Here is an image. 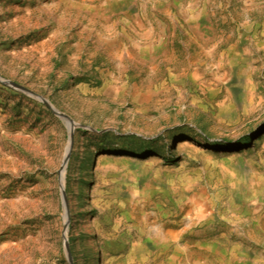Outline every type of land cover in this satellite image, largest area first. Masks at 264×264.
<instances>
[{"label": "rangeland", "instance_id": "obj_1", "mask_svg": "<svg viewBox=\"0 0 264 264\" xmlns=\"http://www.w3.org/2000/svg\"><path fill=\"white\" fill-rule=\"evenodd\" d=\"M0 264H264V0H0Z\"/></svg>", "mask_w": 264, "mask_h": 264}, {"label": "water", "instance_id": "obj_2", "mask_svg": "<svg viewBox=\"0 0 264 264\" xmlns=\"http://www.w3.org/2000/svg\"><path fill=\"white\" fill-rule=\"evenodd\" d=\"M2 81H4V82L7 83V84H10V85H13V86H16V87H19V88H22V89H23V87L18 86V85H14L13 83H11V82H9V81L3 80V79H2ZM46 103L48 104L49 107L52 108V105H51L50 102L47 101ZM52 109H53V108H52ZM59 115H60L61 117H63L64 120L66 121L67 126H68V129H69L70 137H71L72 134H73V131H74V125H73L72 120H71L68 116H66V115H64V114H61V113H60ZM70 126L72 127V130H70Z\"/></svg>", "mask_w": 264, "mask_h": 264}, {"label": "bare ground", "instance_id": "obj_3", "mask_svg": "<svg viewBox=\"0 0 264 264\" xmlns=\"http://www.w3.org/2000/svg\"><path fill=\"white\" fill-rule=\"evenodd\" d=\"M165 103H169V102H165ZM160 122H161V119H160V117H156V116H154V120H153V125L156 127V126H158L159 124H160ZM71 127V126H70ZM165 133L167 134V135H169L170 134V129L169 128H167V130L165 131Z\"/></svg>", "mask_w": 264, "mask_h": 264}]
</instances>
